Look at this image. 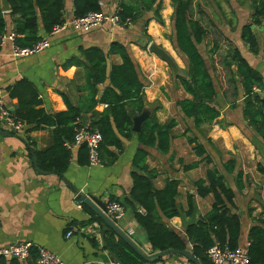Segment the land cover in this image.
Wrapping results in <instances>:
<instances>
[{
	"label": "crops",
	"instance_id": "0c3cea01",
	"mask_svg": "<svg viewBox=\"0 0 264 264\" xmlns=\"http://www.w3.org/2000/svg\"><path fill=\"white\" fill-rule=\"evenodd\" d=\"M118 3L119 0H102L103 11L116 13ZM161 3L165 7V13L160 14V23L151 19L147 24L146 20L151 17V12H147L143 19L123 28L105 23L88 32L68 28L50 35L40 22V36H48L51 41V45L43 52L15 57L10 42L0 44V88L4 89L6 102L14 113L18 100L10 97L6 88L21 79H28L37 86L43 99V107L49 113L65 111L66 96L74 105H79L86 95V92L80 90L86 83L84 68L76 65L66 66V61L73 57L82 59L83 48L96 46L108 53L114 41L126 45L147 85L146 109H150L152 113L153 109L157 108L156 116L160 123L172 118L177 122L171 130L174 138L168 153L163 154L155 148L147 149V164L151 169L158 171V176L152 182L155 188H162L166 179L176 178L180 181L177 197L179 215L169 219L163 217L162 222L183 238L185 250L190 252L199 264H210L209 261H201L192 253V245L186 237L187 226L196 223L201 216L209 212L214 201L212 194L200 197L193 183L205 178L208 169H217L223 175L225 183L235 192L231 212L240 220L238 246L247 247L249 229L255 224L264 225V138L260 129L249 124L243 116L240 86L235 107H230L232 97L229 92L226 94L227 87H223L227 97L218 89L215 100H220L222 106H218L220 116L212 123L204 124L197 130L190 119L183 117L176 101L190 96L174 76L175 84L171 88L167 87L170 83L168 64L149 50V39L157 45H164L166 42L172 46L171 41L164 38L163 32L167 25L166 18L172 17L173 7L170 0H161ZM65 6L66 18L73 17L74 0H65ZM251 11L252 9L247 15L246 12L242 15L236 12L237 17L231 20V26H235L233 29L226 23L218 26L262 75V85L255 91L264 99V63L261 59L264 23L252 26L259 45L256 55L248 51L239 35V27L250 22ZM3 12L9 22L8 31H11L14 24L10 11ZM143 38L148 44L143 43ZM121 61L119 55L110 56L111 63L118 64ZM225 76L227 77V74ZM235 78L237 79V76ZM103 89L104 86L100 85V93ZM105 108V104L96 106L97 111H103ZM85 115L89 126L91 114ZM188 136L196 137L197 142L204 146L205 155L211 158L210 163L201 162L202 157L195 154L194 144L187 142ZM123 142L124 151L112 165H82L75 154L63 174L45 172L38 166L35 149L43 150L52 145L53 128L32 130L31 125L27 124L22 132H14L0 124V247L30 241L54 251L66 264H103L115 259L106 247V239L112 238V234L108 233L107 227L102 226L99 221L92 220L93 216L75 192L78 190L80 193L97 196L106 203L112 197L124 202L126 211L118 224L143 250L153 251L146 229L138 223L133 208L126 203L133 187L131 174L135 170L134 155L141 147L138 132H134L130 139ZM110 149L118 151L113 146ZM180 159L185 165L197 161L199 164L193 169L183 171ZM34 160L39 171L35 168ZM229 160L234 162L232 173L223 168V164ZM237 172H241L243 186L240 190L236 188ZM188 194L191 195V207L188 205ZM70 231L72 235L68 236ZM161 258L160 261L146 264H196L180 254L170 253ZM22 261L24 264H37L31 255Z\"/></svg>",
	"mask_w": 264,
	"mask_h": 264
},
{
	"label": "trees",
	"instance_id": "16d2710c",
	"mask_svg": "<svg viewBox=\"0 0 264 264\" xmlns=\"http://www.w3.org/2000/svg\"><path fill=\"white\" fill-rule=\"evenodd\" d=\"M206 1L170 0L173 7L171 43L185 63V74L176 73L174 77L190 96L177 100L176 105L183 117L190 119L193 127L198 130L202 125L210 124L220 116V109L215 100L218 89L224 96L223 87H227L225 92L226 94L229 92L232 97V101L229 102L230 107H235V99L241 87L243 116L249 124L260 129L264 138V99L255 91L262 85L260 72L246 60L232 39L222 32L218 20L215 21V27L218 28H216L217 34L225 41L222 45L225 47L224 54L216 58L221 45L214 39L211 40V44H207L208 60L199 48L200 45L205 44L211 34L203 22V16L209 14L205 10L208 7ZM249 1L252 9L251 20L239 27V35L248 51L256 55L259 45L252 26L264 23V0ZM9 3L11 6L9 14L14 24L12 30L17 33L16 42L20 46H31L42 38L39 34L40 22L46 33H50L54 26L66 19L65 0H9ZM160 8L161 0H119L116 15L120 17L122 23H125L127 20L139 21L147 12H152L151 17L146 20L148 24L151 19L160 22ZM91 11H103L102 0H74L73 17L84 16ZM209 16L210 14L208 20L214 23ZM230 28L233 29L235 26ZM8 29L10 28L7 16L0 7V34L7 32ZM82 54V59L73 57L65 63L66 66L76 65L84 68L86 83L80 90L86 92V95L82 104L74 105L66 96L67 109L49 113L43 107V99L37 86L28 79H21L6 88L10 97L18 100L15 115L31 125L32 130L53 128L52 145L43 150L35 149L38 166L45 172L63 174L75 154L80 164L89 163L86 143H81L74 150L68 147V144L74 141L76 130L84 126L83 117L88 113L91 114L89 127L98 128L103 135L100 147L103 165L114 164L124 151L123 141L134 135L132 114H141L148 106L147 85L126 45L114 41L108 53L94 46L83 48ZM111 55H119L122 59L121 63H111ZM219 74H223V78L227 74L226 83L223 84ZM100 85L104 86L101 93ZM98 104H105L106 108L97 111ZM156 111L157 108H154L143 123L141 132L138 133L141 147L134 155L135 170L131 174L133 187L126 203L133 208L138 223L146 229L154 252L167 249L181 251L186 248L185 241L176 231L162 222L163 217L169 219L179 215L177 197L180 181L176 178L166 179L162 188H155L152 182L158 176V171L151 169L147 164L148 148H155L163 154L169 152L171 140L174 138L171 130L177 122L172 118L160 123ZM182 135L185 136V133ZM186 140L189 144H194L193 149L197 156L202 157L201 162H211V158L205 155L204 146L197 142L196 137L188 136ZM112 146L118 151H112L110 149ZM179 163L183 171L193 169L199 164L197 161L185 165L182 159ZM223 168L228 173L234 172V162L232 160L225 162ZM193 185L200 197L212 194L214 199L209 212L186 228V237L192 245V253L201 261L208 262L206 250L213 243L219 242L231 248L238 247L241 225L239 217L231 212L235 192L225 183L223 175L217 169H208L205 178L194 181ZM242 186L241 172H237L236 188L240 190ZM187 199L191 207L190 194L187 195ZM122 203L125 205L124 202ZM82 204L93 216L92 220L99 221L105 227L103 220L88 206ZM107 231L112 234V238L107 237L106 247L115 259L122 264L148 263L111 229L107 228ZM247 251L251 264H264V225L255 224L249 229ZM31 258L37 260V252L34 249L31 251ZM160 260L161 257L153 261ZM0 264H24V262L15 257L10 259L2 257Z\"/></svg>",
	"mask_w": 264,
	"mask_h": 264
},
{
	"label": "built area",
	"instance_id": "2783aa9c",
	"mask_svg": "<svg viewBox=\"0 0 264 264\" xmlns=\"http://www.w3.org/2000/svg\"><path fill=\"white\" fill-rule=\"evenodd\" d=\"M105 23H110L115 27L123 28L132 24V21L127 20L125 23H122L120 17L116 15V13L110 14L105 11H91L84 16L66 18L62 23L54 26L49 34H56L68 28L88 32L103 26ZM16 38L17 33L14 30L0 34V44L5 45L7 42H10L12 46V54L15 57H26L41 53L51 45V41L48 36L42 37L31 46H20L16 42ZM261 59L264 63V43L261 47ZM0 124L6 129H10L14 132H22L27 125L23 119L19 118L13 111H11L5 99V91L2 88H0ZM102 141L103 135L98 128L82 126L76 130L74 141L69 143L68 147L75 149L81 143H86L88 148L89 164L102 166L103 163L100 156ZM125 211V205L117 199H110L106 203L105 212L117 223L124 216ZM71 235L72 231L68 233V236ZM33 249H36L37 251V264H66L54 251L44 246L35 245L30 241H21L8 247H0V259L2 257H15L24 260L31 255V251ZM206 257L210 264H251L247 247L238 246L236 248H231L228 245L221 244L219 242L213 243L206 250ZM103 264L122 263L117 259H111Z\"/></svg>",
	"mask_w": 264,
	"mask_h": 264
},
{
	"label": "rangeland",
	"instance_id": "374dc122",
	"mask_svg": "<svg viewBox=\"0 0 264 264\" xmlns=\"http://www.w3.org/2000/svg\"><path fill=\"white\" fill-rule=\"evenodd\" d=\"M206 3H207L208 7L205 8V10L208 11V13L210 14L209 17L212 21H214V23H211L208 20L209 14L208 15L206 14L207 16L206 15L203 16V22L206 25V27L211 31V34H210V38H207L205 44L200 45L199 48H200L201 52L203 53V55L205 56V58L207 59V57H208V55H207V49H208L207 44L208 45L211 44L210 42L212 39L218 41L221 45L218 53L216 54V58L218 59L221 57L220 55L224 54L225 47L222 45L225 44V41L222 37H220L217 34V30H216L217 26L215 27V25H216L215 21H217V20L220 21L219 25H222L224 23L232 24V22H229V20H232L233 17L234 18L237 17L236 12H238L241 15L246 12L245 14L247 15V14H249V12L251 10V6H250V2L248 0H207ZM164 9H165V7L161 3V8H160V14L161 15L163 13H165ZM151 15H152V12H151ZM160 19H161V16H160ZM157 22H159V21H157ZM160 22H162V20H160ZM166 22H167V25H166V28H164L163 36H164V38H167L168 41L169 40L171 41V38H172L171 16L166 18ZM229 27H232V26L229 25ZM148 42H150L149 44H151L152 43L151 39H149ZM158 45L160 47H162L165 51H167V53H169V55L171 56V58L173 59V62H174V68H171L170 66L167 65V67L170 71V83H169V85H167V87L171 88L172 85L175 84V82H176V80L173 78V76L176 73H179L181 75L185 74V72H184L185 63L181 59V57L177 54V52L174 50V48L172 47L173 45L170 46L166 42L164 45H162L161 43H159ZM222 75L223 74H219L220 80L224 84V82L226 83L227 78L226 77L223 78ZM220 102H221L220 100L216 102L219 107L222 106V105H220Z\"/></svg>",
	"mask_w": 264,
	"mask_h": 264
},
{
	"label": "water",
	"instance_id": "95a60500",
	"mask_svg": "<svg viewBox=\"0 0 264 264\" xmlns=\"http://www.w3.org/2000/svg\"><path fill=\"white\" fill-rule=\"evenodd\" d=\"M1 7L3 11H10L11 6L9 0H1ZM143 43L148 44V42L143 38ZM141 40V41H142ZM149 50L155 54H157L161 59H163L167 64L174 68V62L169 53L165 51L162 47L158 46L156 43L152 42L149 45ZM151 115L150 109H145L141 114L133 113V131L134 132H141L143 123L145 120ZM83 124L85 127H88L87 124V116L84 115L83 117ZM34 165L36 170L39 171L36 161L34 160ZM41 172V171H40ZM78 197L81 199L82 203L88 206L99 218H101L105 224V226L111 229L117 236L122 238L125 242H127L136 252L139 254L143 259L148 262H152L154 259L163 257L167 254H180L186 257L187 259L193 261L196 264H199L198 260L187 250H174V249H167L164 251H149L146 252L143 250L140 245L132 238V236L125 231L117 222H115L110 216L107 215L105 212L106 209V202L101 200L99 197L87 194V193H80L78 190L75 191Z\"/></svg>",
	"mask_w": 264,
	"mask_h": 264
}]
</instances>
